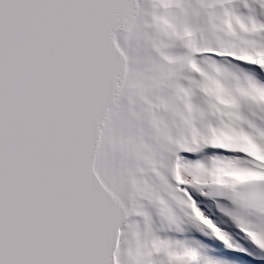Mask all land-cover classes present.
I'll return each mask as SVG.
<instances>
[{
    "label": "snow or ice",
    "instance_id": "6c2138e0",
    "mask_svg": "<svg viewBox=\"0 0 264 264\" xmlns=\"http://www.w3.org/2000/svg\"><path fill=\"white\" fill-rule=\"evenodd\" d=\"M232 131L264 152V0H0V264H216L185 226L264 250Z\"/></svg>",
    "mask_w": 264,
    "mask_h": 264
},
{
    "label": "clouds",
    "instance_id": "9594fccd",
    "mask_svg": "<svg viewBox=\"0 0 264 264\" xmlns=\"http://www.w3.org/2000/svg\"><path fill=\"white\" fill-rule=\"evenodd\" d=\"M227 139L232 141L233 143L244 146L248 150L252 151L254 154L260 155L261 158H264V152H261L260 149L256 147L246 136L238 134L234 131L225 133ZM237 180L247 179L248 176L243 173H234ZM194 256H189L188 254H180V253H172L171 259L174 261V264H188L190 259H194Z\"/></svg>",
    "mask_w": 264,
    "mask_h": 264
},
{
    "label": "bare ground",
    "instance_id": "6f19581e",
    "mask_svg": "<svg viewBox=\"0 0 264 264\" xmlns=\"http://www.w3.org/2000/svg\"><path fill=\"white\" fill-rule=\"evenodd\" d=\"M225 230H226V229H225ZM232 233H234V231H233Z\"/></svg>",
    "mask_w": 264,
    "mask_h": 264
}]
</instances>
